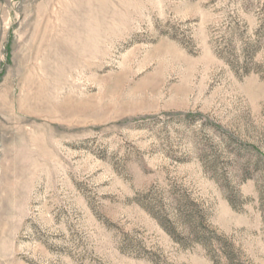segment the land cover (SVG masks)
I'll list each match as a JSON object with an SVG mask.
<instances>
[{
	"label": "rangeland",
	"instance_id": "1",
	"mask_svg": "<svg viewBox=\"0 0 264 264\" xmlns=\"http://www.w3.org/2000/svg\"><path fill=\"white\" fill-rule=\"evenodd\" d=\"M0 264H264V0H0Z\"/></svg>",
	"mask_w": 264,
	"mask_h": 264
}]
</instances>
